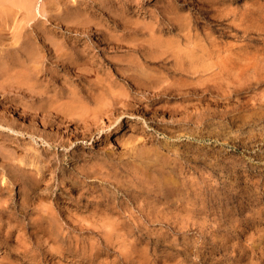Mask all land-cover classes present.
<instances>
[{
	"label": "rangeland",
	"instance_id": "rangeland-1",
	"mask_svg": "<svg viewBox=\"0 0 264 264\" xmlns=\"http://www.w3.org/2000/svg\"><path fill=\"white\" fill-rule=\"evenodd\" d=\"M27 3L26 11L0 5V61L20 57L17 45H31L30 32L43 40L35 34L42 30L57 32L48 37L64 41V52L74 46L91 57L96 48L86 46L102 40L100 30L113 43L99 47L108 60L141 66L119 74L163 93L149 102L150 91L132 92L101 61L79 79L72 65L36 62L31 88L0 77V113L11 107L35 123L0 116V205L7 199L19 209V183L9 176L33 182L41 174L32 212L48 209L63 234L17 230L0 215L1 236L20 241L17 256L27 251L16 264H264V0ZM66 27L92 30L60 35ZM110 96L145 114L114 115L109 128L101 116L102 130L88 138L81 123L57 113L104 108ZM72 164L87 174L82 187L65 186L52 204L44 189L54 197L56 175ZM1 248L0 263H9Z\"/></svg>",
	"mask_w": 264,
	"mask_h": 264
},
{
	"label": "bare ground",
	"instance_id": "bare-ground-1",
	"mask_svg": "<svg viewBox=\"0 0 264 264\" xmlns=\"http://www.w3.org/2000/svg\"><path fill=\"white\" fill-rule=\"evenodd\" d=\"M27 1L28 0H0V5L7 6L9 4L10 6L9 7L7 6V8L2 6L3 7L2 10L7 12L8 10L11 9L12 4H13L12 6H15L16 4L19 6L21 4L20 8L23 5V8H25L24 10L26 11V7H29V6H27V5H29L27 3ZM4 3L5 4L7 3V4L5 5ZM10 3H12V4H10ZM16 6L12 7V8H16ZM91 30L88 31V30L80 29V28L78 29V28H74V27H66V28H64V32H58V33L60 35L65 33L70 37V34L72 32L75 34H79V35H81V34L89 35ZM94 31L95 30L93 28V32ZM96 32H100V34H97V33L96 34L98 36L102 37L101 41H104V43H101L100 40H97L96 44H91V45L86 46V47H88L89 50H94L96 48L95 49L96 51L93 52L91 57H88L87 53L85 54L83 50L76 52L73 49L74 46H72V48L70 49L69 52H64L63 48L66 47L64 41L58 42L57 40H53V39H50L48 37L49 35H52V34H53V36H56L57 32H49V34H47L46 31H44V30H42L40 33L36 32L35 33L36 36L39 35L43 39V40H37L38 43L30 38L31 35L33 34V33L31 34V32H30L29 35L26 36V38H27L28 43L31 45H28V46L26 45L22 49H20V45H17L16 49L21 50V51H19L20 57L9 56L8 59H6L5 61H0V77L4 78V80H6V81L10 80V79L15 80L17 82V84H19V87H20V84H26L27 85L26 88H31V87L35 86V81L33 83H29V81L33 77H35L34 80H36V78H37L36 74H37L38 69H39L33 65L36 62H39V61L55 62L56 64L59 63L62 67H65V66L67 67L68 65H72V68L74 69V72L72 74H73V76H75L76 78L79 79L82 76H84L83 72H86V71H89L92 69L93 65L95 64V61H101L102 63L107 65V68H109L114 74H116V76H118V78H120L124 82L126 87L129 88V90H131L132 92L135 93L139 90L150 91L149 89L151 88V85L149 84V82H147L149 80H147V81L143 80L142 82L139 83L138 81H135V79L130 75L122 76L121 74H119L120 71H122V70L128 71V70H132V69H141V66H140V64L118 65L117 63H114V62L108 60L105 56L106 51H104L102 49L100 50L99 47L101 44L108 47L110 44H113V43L106 38L107 35H105L104 32H101L100 30H96ZM36 38L37 37H35V39ZM45 41H47V43ZM14 43H16V42H14ZM93 57H96L97 59L94 60ZM176 64H177V62H176ZM195 72H197V71H193L191 73L193 74ZM21 82H23V83H21ZM0 83H2V82H0ZM102 91L105 92L106 90L102 89ZM150 92L152 94L149 96H150V98L152 97V99L149 102H152L156 99L159 100L161 94L163 93L162 89L158 90V91H154V92L150 91ZM108 95H111L110 91H109ZM131 95H132V93H131ZM121 99L122 98L110 96L109 102L105 103L104 108H102V107L101 108H70L67 106H66L67 107L66 108L65 106L64 107L62 106L63 108H57V113L62 115L64 118H67L68 121H71L73 123H76L78 121V123H81L83 125V131L81 132L80 135H82L84 137L91 138L93 131H99V129L102 130V128H100L97 125V121H98L99 117H101V116L106 117V120H108L107 128H109L111 126L110 120H112L114 115H116L118 118L119 116L121 117V115H126V114L132 115L133 112L145 114V111H146L145 108H135V109L126 108L128 106L127 103H123L126 100H124V99L121 100ZM97 102H98V100H97ZM118 103L122 104L123 108L122 107L116 108V104H118ZM5 109H6L5 112L0 113L1 114L0 116L9 119L8 121H10V119H11L10 122L13 123V121L18 119V120L26 121V123L28 125H33V126L35 125L34 118L30 114H26L24 112L21 113L19 111L12 109L11 107H5ZM0 120H1V118H0ZM87 122H89L95 126L90 128L86 125ZM7 129L9 131H12V132H17V130H15V126H13V124H10V123H7ZM74 141H76V138H74L73 141L71 140L70 144L68 143L69 145H65L64 143H61V147H63L64 149H67V147L71 146L72 142H74ZM77 147H78V145H74L73 148L71 149V151H72L70 154L71 158L77 157L74 153ZM93 158H95V156L90 157L89 159H93ZM50 161L51 160H48V163ZM72 165L73 166L70 170H68V171L61 170L62 172L60 171L56 175L58 184L56 185V191H54V193H55L54 197L51 196V194H52L51 191H48L47 188L44 189V192L46 194L50 195V201L52 202V204L58 205V202L61 199L62 194L64 193L63 188L65 186H68L70 191H72L73 189L79 191L81 189L82 186L80 184H82V183H81L80 179L85 178L87 176V174L83 170H81L80 168L75 167L74 164H72ZM67 173H69V174H67ZM40 176L42 177V175L40 174L39 178L33 179V182L30 179H26L25 177H21L18 175L9 176L7 178L8 182H9V180H13L14 182L19 183L20 205H19V209H17L16 211L12 210L11 206L6 203L7 199H5V200H3L2 204L0 205V215H2L4 217L6 215V217L8 219L15 220L16 223L18 224L16 226L17 230L20 229V226H22V224L23 225H29L33 228L42 229L43 233L47 234L48 237L60 238V240H61L63 238V234L61 232V229L56 224V223H58L59 220L57 219V217L53 213L49 212L48 209H42V210L39 209V210L35 211V212L39 213L38 215H34V212H32L34 210L35 199L39 195V181L41 180ZM2 177H3V175H1V178ZM82 194L83 193H80V195H82ZM110 195L114 197L113 193H110ZM110 204H113V202ZM113 207H115V203L113 204ZM61 214L63 215L64 213L61 212L60 215ZM19 216L22 218L20 219ZM23 220H26V223H24ZM11 235H12L11 233H7L5 236L4 235L1 236V232H0V248L2 247L1 249L8 251L9 258H12V260L6 264H16L17 260L22 259V257L25 256V254L27 252V251L23 250L22 251L23 256H20V257L17 256L16 252H18V253L20 252L19 251V247H21L20 241L16 240L13 243H11ZM30 258L35 259V255L32 254V256H30ZM0 264H4V263L2 262Z\"/></svg>",
	"mask_w": 264,
	"mask_h": 264
}]
</instances>
